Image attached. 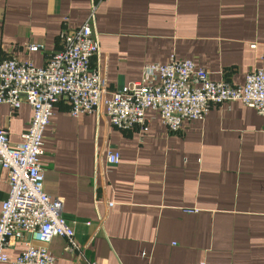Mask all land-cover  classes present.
<instances>
[{
  "label": "crops",
  "instance_id": "0c3cea01",
  "mask_svg": "<svg viewBox=\"0 0 264 264\" xmlns=\"http://www.w3.org/2000/svg\"><path fill=\"white\" fill-rule=\"evenodd\" d=\"M93 6L91 68L106 99L170 57L233 86L264 70V0H0V61L41 68L63 48L60 33L81 27ZM144 117L140 133L110 126L103 107L76 118L65 100L53 108L43 189L62 199L76 246L69 253L67 240L52 239L55 264H264V117L231 102L177 134L154 111ZM31 118L26 103L0 105V129L13 144ZM110 150L120 154L115 166ZM9 191L1 171L0 211ZM24 248L16 242L4 253L11 260Z\"/></svg>",
  "mask_w": 264,
  "mask_h": 264
},
{
  "label": "built area",
  "instance_id": "2783aa9c",
  "mask_svg": "<svg viewBox=\"0 0 264 264\" xmlns=\"http://www.w3.org/2000/svg\"><path fill=\"white\" fill-rule=\"evenodd\" d=\"M95 9L81 27L60 33L63 48L41 68L15 58L0 61V105L16 111L26 103L32 110L20 142L11 143L7 131L0 129V175L6 171L10 190L0 211V264H55L48 251L54 238L67 240V252L76 251L73 228L63 218L62 199L51 198L43 189V134L59 100L68 103L72 118L103 107L110 126L140 133L148 130L149 120L144 117L148 109L158 115L169 134L180 133L184 122L204 120L214 106L231 102H240L264 117V70L249 72L243 86H233L212 82L205 69L174 57L165 64L146 65L139 82L106 99L98 70L91 68L99 52L93 33ZM27 49L38 52L41 46L28 45ZM106 153L108 165L119 163L118 152ZM16 242L25 248L10 260L4 252Z\"/></svg>",
  "mask_w": 264,
  "mask_h": 264
}]
</instances>
